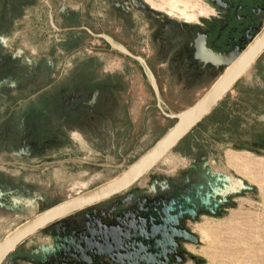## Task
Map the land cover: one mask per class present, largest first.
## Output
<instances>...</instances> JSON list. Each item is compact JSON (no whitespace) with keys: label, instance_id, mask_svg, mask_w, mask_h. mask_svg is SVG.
Masks as SVG:
<instances>
[{"label":"rangeland","instance_id":"374dc122","mask_svg":"<svg viewBox=\"0 0 264 264\" xmlns=\"http://www.w3.org/2000/svg\"><path fill=\"white\" fill-rule=\"evenodd\" d=\"M46 1L51 9L36 0L19 11L17 36L0 39V240L31 216L119 176L176 121L158 107L142 66L85 30L59 31L50 13L59 29L88 27L144 56L167 113L193 105L218 77L209 73L210 79L202 81L207 70H184L177 64L181 60L172 65L161 59L187 48L183 36L193 42L196 32L190 34L193 27L181 19L193 18L187 11L192 0H147L168 6L156 11L165 19H158L153 31L139 17L124 25L115 16L108 23L106 0ZM166 37L170 42L160 41ZM254 68L166 158L122 193L155 179L180 178L177 174L202 161L254 186L233 196L216 215L189 222L200 242L186 243L185 262L175 264H264V147L258 145L264 116H251L253 108L246 103L253 88L261 93L264 72ZM174 70L186 76L170 74ZM237 111L244 127L233 140Z\"/></svg>","mask_w":264,"mask_h":264},{"label":"flooded vegetation","instance_id":"af4514ba","mask_svg":"<svg viewBox=\"0 0 264 264\" xmlns=\"http://www.w3.org/2000/svg\"><path fill=\"white\" fill-rule=\"evenodd\" d=\"M140 1L128 0L126 2L123 0L115 3L113 0H106L107 6L104 8L105 20L110 23L111 18L117 16L119 23L126 25L125 23L129 21L136 22L134 19L139 17L138 20L145 22L148 26L150 25L149 31L157 30L158 19L164 21L165 18H163V15L156 13V11L168 9V6L143 0L149 5V8H146ZM44 2L51 9V4L46 0ZM35 3L36 0H0L1 40L10 41L17 36L14 31V25L20 18L19 11L31 8ZM189 4L190 8L187 11L192 12L193 18L187 19L181 16V19L184 26L193 27L194 30H189V32H192L190 34L196 32L193 42L190 43L187 37L190 35L183 36L182 44L186 41L188 43L187 48L183 45L182 50L177 49L171 54H166L161 59L172 65H175L176 61L181 60L177 64L183 65L184 70L189 67H200L207 70V72H202L204 75L202 81L210 79L208 77L209 73L212 75L214 73L218 74V79L228 67L232 55L243 51L251 45L264 27V0H192ZM160 6H162L161 9L159 8ZM164 13L170 16L173 15L172 13L169 14L167 10ZM49 18L52 26L59 31L85 30L92 37L106 41L114 50L142 66L136 59L115 49L108 39L117 41L110 35L96 33L84 26L81 28L59 29L55 25L53 14L50 13ZM139 37H142L141 34ZM173 40L171 41L173 42ZM160 41L170 42L168 37H166V40ZM122 46L125 47L124 45ZM125 48L132 54L143 57L150 67L151 63L144 56L134 53L127 47ZM263 53L264 51L249 69L255 64H260V57ZM185 59L191 60V62L185 64L183 63ZM173 69L175 68L173 67ZM153 74L155 75L154 72ZM170 74L179 75V78L186 76L183 73H179L178 70H174ZM156 80L158 84V79L156 78ZM239 81L233 88H238ZM156 101L158 105L157 97ZM255 102L250 99L246 101L247 105L250 104L253 108L252 110H254V112L249 110V113L251 112L250 115L253 117L255 116L254 114L261 116L264 114V109L261 110L255 107ZM235 115L233 119V140H237L240 129L244 127L239 120V112H235ZM260 133L261 135L258 136V139L261 143L258 145L264 147V127ZM250 143L251 145H248V147L253 149L255 142ZM205 162L193 163L184 174H177L180 178L152 180L150 185L146 187H139V189L131 190L126 194L114 196L86 210L66 217L60 225L39 232L43 241L35 238L36 243L34 244L28 240L24 243L25 245L23 244L13 253L14 257L8 258L3 264H133L139 261L138 257L128 259L124 254L138 250L141 245L145 246L146 249L140 252L139 255L146 252L156 254L154 263L163 264L164 257L157 256L159 248L155 247V238L160 236L164 230L166 232L171 231L173 222H167L164 218L177 214L185 208L182 205V201L177 200L179 191L192 183L205 182L204 175L212 179L211 173L217 172L208 163L204 166ZM229 198L231 200L233 196ZM169 205H173L175 208L169 211L163 210L164 207L166 208ZM219 209L220 207L217 212ZM203 214L210 213L200 208L197 210L195 218H192L191 215L183 214L178 218V226L191 230L188 223L197 221ZM158 226L159 231L155 236H146L149 227L157 228ZM107 235L114 241L109 242L107 240L104 242V238ZM188 242L178 239L176 252L167 253L165 264L184 263L187 255L185 253V245ZM42 246H48L54 251H51L46 259L34 261L32 257L37 255L36 250ZM167 248H172V246L168 245ZM137 264L146 263L140 261Z\"/></svg>","mask_w":264,"mask_h":264},{"label":"water","instance_id":"95a60500","mask_svg":"<svg viewBox=\"0 0 264 264\" xmlns=\"http://www.w3.org/2000/svg\"><path fill=\"white\" fill-rule=\"evenodd\" d=\"M108 40L115 49L139 61L151 80L158 100V107L165 115L174 118L176 121L149 150L131 163L119 176L31 216L20 224L11 234L1 239L0 264H3L8 258L14 257L13 253L40 231L58 226L66 217L128 191L150 173L219 105L257 57L264 51V27L251 45L243 51L232 55L228 67L200 99L193 105L176 113H167L163 109L156 77L146 60L141 56L132 54L125 47L112 39ZM206 165L207 162L204 163V166ZM211 175L212 179L204 175L205 182L192 183L190 186L181 189L178 193L177 200H181L185 208L177 214H172L164 218L167 222H173V226L170 232L164 230L161 232L160 236L155 238V247L159 248L157 256L164 257L162 261L163 264L166 263L167 253L176 252L178 239L189 241L193 244H199L200 242L199 236L192 230L178 226V218L180 216L188 214L191 215L192 218H195L197 210L200 208L205 209L212 215H216L219 207L231 201L229 198L230 196L242 194L244 191L254 190V186L247 183L244 178L232 173L212 172ZM174 208L173 205H169L166 208L164 207L163 210L169 211ZM158 231L159 226L157 228L149 227L146 236L153 237ZM107 240L109 242L114 241L112 238H109L108 235L105 236L104 242ZM168 245H171L172 248H167ZM145 249L146 247L141 245L138 250L127 252L124 256L128 259L138 257L139 261L133 264H137L140 261H144L146 264H155L156 254L146 252L139 255V253ZM51 251L54 250H51L48 246H42L40 249L36 250L37 255L32 258L34 261L46 259ZM178 261L180 260L178 259Z\"/></svg>","mask_w":264,"mask_h":264},{"label":"crops","instance_id":"0c3cea01","mask_svg":"<svg viewBox=\"0 0 264 264\" xmlns=\"http://www.w3.org/2000/svg\"><path fill=\"white\" fill-rule=\"evenodd\" d=\"M252 68H254L257 72H260V73H263L264 72V53L260 57V64L259 65L255 64V65L252 66ZM263 78H264V73H263ZM255 92H257V90H256V88H253V94L251 96H249L247 94L246 101H249V99L250 100H253V101H256L254 103V106L255 107H258V108H260L262 110V109H264V84L262 85L261 93L260 94H257ZM259 100H260V102H259ZM261 116H264V114H262ZM35 238H37L39 241H43L42 236H34L33 238H30L29 241H31V242L34 243V239Z\"/></svg>","mask_w":264,"mask_h":264},{"label":"bare ground","instance_id":"6f19581e","mask_svg":"<svg viewBox=\"0 0 264 264\" xmlns=\"http://www.w3.org/2000/svg\"><path fill=\"white\" fill-rule=\"evenodd\" d=\"M166 158V157H165ZM204 232H206L204 229H203Z\"/></svg>","mask_w":264,"mask_h":264}]
</instances>
